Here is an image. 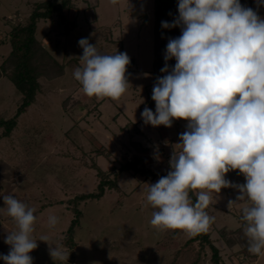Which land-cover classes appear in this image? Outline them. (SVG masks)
<instances>
[{
    "label": "rangeland",
    "instance_id": "1",
    "mask_svg": "<svg viewBox=\"0 0 264 264\" xmlns=\"http://www.w3.org/2000/svg\"><path fill=\"white\" fill-rule=\"evenodd\" d=\"M37 1L41 0H0V65L11 50V27L25 22ZM154 2L121 0L112 5L109 0H74L66 17L76 20L78 26L68 35L65 24L56 18L39 23L37 37L65 64L64 75L40 79L35 103L18 118L11 136L4 137L0 130V208L4 207L3 196L12 195L36 209L33 237L38 247L29 253L33 264L53 261L50 246H62L68 256L63 261L72 264H171L176 250L171 247L173 242L179 247L190 238L180 230L176 238V230L158 231L150 224L155 209L147 202L149 184L170 171V158L173 151L180 150L179 135L188 123L174 120L171 127H153L141 117L145 107L155 113L151 98L155 84ZM260 16L264 17V11ZM82 38L97 46L100 54L117 51L130 57L126 71L130 85L119 100L90 98L81 91L73 73L80 66L83 49L78 42ZM20 101L14 84L0 78V118L14 117ZM137 157L152 174L121 171ZM94 164L117 179L119 190L108 189L100 200L78 205L83 214L71 249L64 242L75 218L71 202L80 194L96 191L99 178ZM226 179L245 183L238 170L227 173ZM238 194L235 188H223L217 202L209 206L208 214L216 218L210 228L212 239L221 250L222 264H264V255L247 250L241 217L248 202L228 207ZM50 215L58 217L55 228L48 226ZM16 227L13 218L0 212V254L9 252L10 245L4 241ZM223 229L236 245L227 246ZM41 237H47V242L39 240ZM210 258L207 248L200 264H211ZM0 264L5 262L0 259Z\"/></svg>",
    "mask_w": 264,
    "mask_h": 264
},
{
    "label": "clouds",
    "instance_id": "2",
    "mask_svg": "<svg viewBox=\"0 0 264 264\" xmlns=\"http://www.w3.org/2000/svg\"><path fill=\"white\" fill-rule=\"evenodd\" d=\"M112 5L121 0H109ZM264 0H258V5ZM179 16L163 28L180 27L169 38L165 65L152 89L155 113L145 107L141 117L153 127H171L187 121L173 151L170 171L149 184L147 202L155 209L150 224L158 231L180 230L188 236L207 233L215 222L206 209L221 189L235 188L242 209L243 231L250 254L264 255V17L240 0H179ZM74 78L88 97L119 100L127 91L131 63L126 52L100 54L87 38ZM176 63L169 69L167 61ZM238 170L245 183L226 179ZM196 200L193 202L192 195ZM0 212L13 218L16 230L8 232L5 264H33L30 252L38 247L33 237L36 209L12 195L3 196ZM58 217L50 215L55 228ZM39 240L47 242V237ZM49 255L65 260L62 246H50Z\"/></svg>",
    "mask_w": 264,
    "mask_h": 264
},
{
    "label": "trees",
    "instance_id": "3",
    "mask_svg": "<svg viewBox=\"0 0 264 264\" xmlns=\"http://www.w3.org/2000/svg\"><path fill=\"white\" fill-rule=\"evenodd\" d=\"M179 0H155L154 2V76L155 83L158 77L165 75L160 70L165 65L164 54L169 38H176L181 35L180 27L163 28L162 21L171 23L179 16L178 12ZM245 7H250L257 11L258 15L264 11V4L258 5V0H240ZM74 7V0H41L33 4L30 15L26 21L11 27L9 32V43L11 50L7 57L0 65V78H8L21 94V101L17 113L14 117L5 119L0 118V130H3L4 137H10L14 129L17 127L18 118L28 112L29 108L35 103L37 95L41 91L40 79H50L52 76L62 77L65 72V64L60 63L53 54L42 44L37 37L38 26L40 21L54 20L55 18L61 24H65V33L68 35L77 28L76 20L68 21L66 11ZM164 46V47H163ZM77 62L78 59H74ZM169 69L175 65V59L167 61ZM140 147V151H141ZM141 157L135 158L131 163L121 168V171L132 170L141 175L152 174V171L146 169ZM141 165V167H138ZM99 178V184L96 191L88 194H80L71 203L75 218L71 222L66 235L65 245L71 249L75 247L76 229L80 225L82 211L78 209L81 202L87 200H100L109 189L119 190L117 179L110 176V173L103 171L98 165L94 164ZM156 176H162L157 174ZM246 182V181H245ZM190 195H192L190 193ZM193 202L196 197L192 195ZM209 211V208L206 209ZM177 233V234H176ZM179 230L174 232L176 237ZM223 240L228 247L237 244L233 237H227L226 231L221 230ZM177 238V237H176ZM175 240V239H174ZM173 240V241H174ZM163 247L170 246L162 244ZM171 247L176 248L174 259L171 264H200L203 253L208 248L211 252V264H222L221 250L215 245L211 231L207 233L191 236L182 246H177L174 241ZM49 264H72L67 261L53 260Z\"/></svg>",
    "mask_w": 264,
    "mask_h": 264
}]
</instances>
